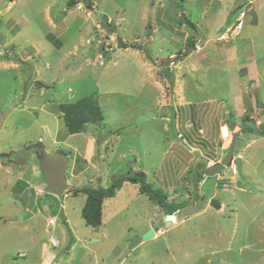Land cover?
<instances>
[{
	"label": "rangeland",
	"instance_id": "obj_1",
	"mask_svg": "<svg viewBox=\"0 0 264 264\" xmlns=\"http://www.w3.org/2000/svg\"><path fill=\"white\" fill-rule=\"evenodd\" d=\"M86 96L103 118L71 134L59 104ZM233 137L235 169L204 174ZM38 140L69 190H47ZM137 171L176 221L138 180L86 225L74 189ZM148 229L120 264H264V0H0V264H116Z\"/></svg>",
	"mask_w": 264,
	"mask_h": 264
},
{
	"label": "trees",
	"instance_id": "obj_2",
	"mask_svg": "<svg viewBox=\"0 0 264 264\" xmlns=\"http://www.w3.org/2000/svg\"><path fill=\"white\" fill-rule=\"evenodd\" d=\"M189 25L195 28L194 24L189 22ZM120 47H128L126 43L119 42ZM194 41L189 40L188 46L186 51L182 52L183 57L186 56L189 51L194 49ZM172 83V80L170 81ZM60 105V110L62 112V118L65 124L67 131L71 134L79 133L85 130V126L88 123H95L98 124L103 116L101 114V110L99 105L96 101L89 96L79 98L76 101L66 102ZM233 123V122H232ZM246 129H249L246 127ZM245 129V130H246ZM249 131H251L249 129ZM248 131V132H249ZM62 153V151L60 152ZM2 158L6 162H13L9 159H6V154H2ZM238 168V167H237ZM241 169V168H240ZM238 170V169H237ZM240 171V170H239ZM199 177V175H198ZM140 180V190L143 193H146L149 201L154 204L155 206L162 207L164 210L167 211V214L175 213L179 211L184 203H170L166 201V193L158 188H150L149 184L145 181V174L143 172L137 171L134 175L129 174L128 172L125 173L124 177H119L111 181V183L106 187H99V188H91L88 186H83L74 189L75 195L80 193L85 194V200L81 207V215L84 219L86 225L97 227L101 224V217H102V207L106 197L111 195L113 191L119 185L123 184L125 181H132L137 182ZM157 227L156 229H158Z\"/></svg>",
	"mask_w": 264,
	"mask_h": 264
},
{
	"label": "water",
	"instance_id": "obj_3",
	"mask_svg": "<svg viewBox=\"0 0 264 264\" xmlns=\"http://www.w3.org/2000/svg\"><path fill=\"white\" fill-rule=\"evenodd\" d=\"M231 128L233 127V123L230 121ZM233 140L232 138L226 155L215 164L202 166L203 173L206 175L215 174L217 171L225 172L226 166L230 165L232 160L233 154ZM34 149V154L36 156L38 167L40 171L43 173V177L46 183V187L48 191H51L55 194H61L63 191H67L71 188L69 185L65 171L68 167L69 160L65 153H48L46 152L43 143L38 140L37 142L31 143L25 146L24 150ZM6 158H9V155H6ZM237 167L241 168L240 157L237 156L235 158ZM210 205L213 208L218 209L220 207V202L216 198L210 199ZM176 217L175 213L167 214L166 215V223L171 224V222H175ZM155 233L152 229H148L144 232L141 236H136L130 242L128 249L126 250L125 254L116 262V264H120L121 261L125 258L126 254L132 249L135 245H137L140 241L144 239H149L154 237Z\"/></svg>",
	"mask_w": 264,
	"mask_h": 264
},
{
	"label": "built area",
	"instance_id": "obj_4",
	"mask_svg": "<svg viewBox=\"0 0 264 264\" xmlns=\"http://www.w3.org/2000/svg\"><path fill=\"white\" fill-rule=\"evenodd\" d=\"M245 16V12L244 10H239L238 16L236 18V24L234 25V28L239 30L241 29V27L243 26V18ZM231 171H233L235 168L233 167V165L230 166ZM55 222V218H49V223H54Z\"/></svg>",
	"mask_w": 264,
	"mask_h": 264
},
{
	"label": "flooded vegetation",
	"instance_id": "obj_5",
	"mask_svg": "<svg viewBox=\"0 0 264 264\" xmlns=\"http://www.w3.org/2000/svg\"><path fill=\"white\" fill-rule=\"evenodd\" d=\"M30 150H32V152L34 151V149H30ZM15 155H17V154H15V153H12L11 154V157L10 158H8L9 160H11V161H14V157H15ZM233 160V159H232ZM233 163V161L231 162V164ZM230 166V165H229Z\"/></svg>",
	"mask_w": 264,
	"mask_h": 264
},
{
	"label": "crops",
	"instance_id": "obj_6",
	"mask_svg": "<svg viewBox=\"0 0 264 264\" xmlns=\"http://www.w3.org/2000/svg\"><path fill=\"white\" fill-rule=\"evenodd\" d=\"M91 138V137H90ZM91 139H89L88 140V145H87V150L90 148V146L92 145V144H89V141H90ZM86 159L88 160V155H87V153H86Z\"/></svg>",
	"mask_w": 264,
	"mask_h": 264
},
{
	"label": "clouds",
	"instance_id": "obj_7",
	"mask_svg": "<svg viewBox=\"0 0 264 264\" xmlns=\"http://www.w3.org/2000/svg\"><path fill=\"white\" fill-rule=\"evenodd\" d=\"M229 166V165H228ZM176 215V214H175Z\"/></svg>",
	"mask_w": 264,
	"mask_h": 264
}]
</instances>
